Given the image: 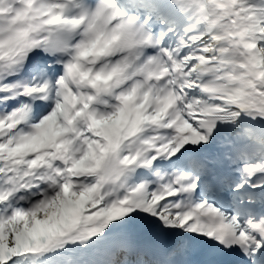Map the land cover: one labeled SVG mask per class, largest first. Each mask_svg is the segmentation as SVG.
I'll list each match as a JSON object with an SVG mask.
<instances>
[{
    "label": "snow or ice",
    "instance_id": "6c2138e0",
    "mask_svg": "<svg viewBox=\"0 0 264 264\" xmlns=\"http://www.w3.org/2000/svg\"><path fill=\"white\" fill-rule=\"evenodd\" d=\"M0 264H264V0H0Z\"/></svg>",
    "mask_w": 264,
    "mask_h": 264
}]
</instances>
